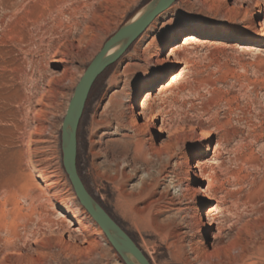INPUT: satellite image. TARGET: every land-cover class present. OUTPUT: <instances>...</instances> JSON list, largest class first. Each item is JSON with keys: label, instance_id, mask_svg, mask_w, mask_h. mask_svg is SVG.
I'll list each match as a JSON object with an SVG mask.
<instances>
[{"label": "rangeland", "instance_id": "1", "mask_svg": "<svg viewBox=\"0 0 264 264\" xmlns=\"http://www.w3.org/2000/svg\"><path fill=\"white\" fill-rule=\"evenodd\" d=\"M151 1L0 0V264H123L76 197L63 166L61 134L87 70ZM240 2L227 4L238 8ZM247 5L255 7L235 19L219 12L226 8L222 0H179L98 79L81 116L79 173L152 264H179L177 246L184 244L189 254L208 249L217 232L225 264H264V33L256 41L235 40L250 32L252 12L264 23V0ZM217 24L237 36H197L173 57V71L161 66L167 48L194 26ZM148 90L156 95L146 112L160 116L150 129L163 126L170 135L147 133L140 149L147 161L134 162L133 153L126 158L127 171L138 174L127 192H135L143 174L158 186L147 199L126 201L107 180L114 175L115 133L124 134L115 118L126 122L131 97L141 102ZM111 98L124 104L117 117ZM110 118L111 127L100 124ZM152 147L161 154L152 155ZM188 161L200 162L196 176L204 178L203 188L210 186L204 195L184 190ZM51 185L56 210L90 227L85 239L95 241L93 248L85 250L73 228L63 235L68 243L60 241L62 223L42 195ZM148 204L141 218L138 210ZM205 209L212 216L206 218Z\"/></svg>", "mask_w": 264, "mask_h": 264}, {"label": "bare ground", "instance_id": "2", "mask_svg": "<svg viewBox=\"0 0 264 264\" xmlns=\"http://www.w3.org/2000/svg\"><path fill=\"white\" fill-rule=\"evenodd\" d=\"M222 1L225 2L226 8H225V10L219 11V12H221L222 15L228 16L230 18H235V19L240 14H243V15L250 14L253 7H255V5L244 6V1H246V0H241L238 8L235 6L230 7L229 4H227L229 0H222ZM251 15H252L251 16V23L252 24H251L250 32H248L247 34H244L243 36H239L238 38H235V36H237V35L233 29H227L225 26H223L221 24L212 25V26H204V25L194 26V28L191 29L190 32L186 36L181 38L180 42L175 43V44H173L167 48L168 52L160 60L161 66L168 65L169 70L173 71L175 69V63L172 61L173 57H181L183 54L182 51L185 50L186 47L193 44L197 40V36L217 38L218 36H220V34L222 32H224L225 35L223 36V39H225V40L226 39L230 40V39L235 38V40L238 42L256 41L258 36L264 33V23L259 21V17H260L259 12H252ZM153 43H154V40H153ZM99 64H100V58H98L92 64L91 69L98 67ZM117 75H115L112 78L111 83H114V84L117 83L118 76H119V75L118 76ZM172 81H173V78H171L170 82L168 84H166V86L163 83V86L159 88L158 92H162L163 90H165V87H169V85H171ZM155 95L156 94L153 93V90H148L142 95L141 102H138L136 95L131 97L130 102L132 104L130 107H128L129 114H128V118H127L128 120L126 122L122 121L123 119L121 120L120 118L114 117L115 121L117 123V126H118L117 129H123L124 134L120 133V130H118V132L115 133V135L117 136V139L113 140L112 148H111L113 158L115 159L114 166H113L114 168H112L114 175H112V177H108V178L106 177V178L108 181H110L113 184L118 185L120 187L121 194L124 196L123 198L126 201L143 200L150 195V192L152 190H155L158 187L152 183V179L150 178V176H148L147 174H143V176L140 178V184L135 188L136 189L135 192L134 191L133 192H127V190H126L127 184L129 182H131L138 175L136 171H132V170H131L132 172L127 171L129 166H128V163L126 161V158L131 153H133L134 154V156H133L134 162H138L140 160L145 161L146 160L145 154L141 155V152H140V149L145 144L143 141V137L147 133L152 135L153 131H156V132L161 133V134H168L167 129L163 126L160 127L159 129H157L155 127H151V129H150V123L153 122L155 119L157 120V117H160V116H158V114L155 115L152 110H150L149 112H146V110H148L146 108L147 105L152 100H154ZM110 105H111V109L113 111H115V113L117 112L118 108H120L121 106L122 107L124 106L123 103L119 102L115 98L110 99ZM83 107H84V101H82L80 106H79L78 114H77L78 117L82 114ZM115 116L117 117V113L115 114ZM140 118H142L141 122H139ZM108 119H109V117H108ZM100 124L109 128L112 126V120H111V118H110V120L104 119V120H101ZM168 135H170V133ZM148 141L151 142L152 137L149 138ZM166 146H167V144H166ZM163 148H165V147H163ZM159 153L161 154V152L159 150L152 147V149H151L152 155L157 156V155H159ZM195 156H196V154L194 153L192 155V157H195ZM199 163L200 162L195 161V165L193 166V164H191L190 161L187 162V170L185 171L184 177H183L187 183V187L186 188L184 187L185 188L184 190H185V192L188 191V192H193L195 194H203L204 195L206 193V191L210 190V186L207 185L206 188L205 187L203 188V186H202L203 182L202 181H205L204 178L200 179L196 176L194 168ZM53 188H54V185L47 186V187L43 188V193H42L43 199L51 205H53V200H52L51 195H49V193L47 192V190L51 191V190H53ZM151 195H152V193H151ZM26 197H30V196L28 194H26ZM208 199H210V198H208ZM53 207H54L53 211L56 213L57 218L62 223V228H61V232H60L61 234H59V238L63 244L68 243V242L66 243L64 241V239H65L63 236L64 233L67 232V230L69 228H73V232L76 234H80L82 237V241L87 243L88 248L85 249L86 248L85 247L84 248L85 250H89L90 248H93L95 246L94 240H91L90 238L85 239V237L87 235L89 236V234H90V227L89 226H87V225L76 226L74 224L73 220L71 218H69L67 216V214H65V212L60 211V210H56L54 205H53ZM150 209H151V204H148L147 207L138 210L139 216L142 218ZM34 213H36V212H34ZM204 215L206 216V218H209L211 215L210 209L209 210L205 209ZM16 235H15V237H16ZM69 239H70L69 241H71L72 237L69 236ZM172 246H174V245H172ZM177 248L179 251V255L177 253V255H178L177 261L179 264H225V262L223 260V258H224L223 254L226 252V248H225L224 244L222 243V236H221L220 232H217V234H214L212 236V240L209 244L208 249H203V248L191 249L190 248L191 253L189 254V253L185 252L184 244H183V246H177ZM131 258L133 260L135 259L133 256H131Z\"/></svg>", "mask_w": 264, "mask_h": 264}, {"label": "water", "instance_id": "3", "mask_svg": "<svg viewBox=\"0 0 264 264\" xmlns=\"http://www.w3.org/2000/svg\"><path fill=\"white\" fill-rule=\"evenodd\" d=\"M179 0H152L141 11L136 19L126 26L111 41L101 54L98 67L87 70L70 101L62 127V153L65 172L73 186L81 206L103 231L111 247L121 258L123 264H152L142 249L131 236L97 203L87 189L78 168L77 130L86 102L98 79L112 66L119 62L136 41L147 31L153 22L170 9ZM84 101L82 114L78 109ZM133 256L135 259L131 258Z\"/></svg>", "mask_w": 264, "mask_h": 264}, {"label": "trees", "instance_id": "4", "mask_svg": "<svg viewBox=\"0 0 264 264\" xmlns=\"http://www.w3.org/2000/svg\"><path fill=\"white\" fill-rule=\"evenodd\" d=\"M88 100H89V98H88ZM88 100H87V102H86V106H87ZM85 108H86V107H85ZM97 203H98V204L104 209L102 203H101L99 200L97 201Z\"/></svg>", "mask_w": 264, "mask_h": 264}]
</instances>
